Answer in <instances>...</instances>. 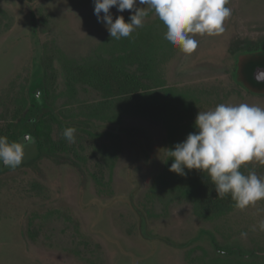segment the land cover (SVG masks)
<instances>
[{
	"label": "rangeland",
	"instance_id": "rangeland-1",
	"mask_svg": "<svg viewBox=\"0 0 264 264\" xmlns=\"http://www.w3.org/2000/svg\"><path fill=\"white\" fill-rule=\"evenodd\" d=\"M226 7L225 31L194 36L198 48L185 56L154 10L116 40L93 0H0V135L40 82L36 129L51 148L38 158L28 135L18 141L27 145L22 165L0 164V264H264V200L239 210L230 195L217 197L206 172L169 171L168 151L198 131L199 111L264 108V96L230 78L242 45L264 40V0ZM110 12L113 21L134 14ZM67 127L75 143L62 138ZM239 170L264 178L255 161ZM203 232L240 255L216 252Z\"/></svg>",
	"mask_w": 264,
	"mask_h": 264
},
{
	"label": "clouds",
	"instance_id": "clouds-1",
	"mask_svg": "<svg viewBox=\"0 0 264 264\" xmlns=\"http://www.w3.org/2000/svg\"><path fill=\"white\" fill-rule=\"evenodd\" d=\"M97 22L106 26L111 38L130 37L136 28L144 26L149 10H154L166 26L165 39L190 56L199 45L194 36H218L225 31L224 23L232 15L226 5L229 0H93ZM137 5L146 6L143 8ZM118 12L129 10L130 22L117 16L113 21L110 8ZM103 13V16H101ZM198 130L169 149L173 162L169 171L185 176V169L207 173L217 197L230 195L234 206L244 210L264 200V178L254 171L244 175L239 169L248 162L264 165V108L241 103L218 104L214 109L198 112L194 120ZM76 129L67 127L61 136L69 144L76 141ZM26 139H28L26 137ZM26 144L9 141L0 135V164L16 169L25 157ZM264 231V220L258 224Z\"/></svg>",
	"mask_w": 264,
	"mask_h": 264
},
{
	"label": "trees",
	"instance_id": "trees-1",
	"mask_svg": "<svg viewBox=\"0 0 264 264\" xmlns=\"http://www.w3.org/2000/svg\"><path fill=\"white\" fill-rule=\"evenodd\" d=\"M242 46L244 48L234 54L235 58L230 78L234 83L241 85V87L244 88L248 94L263 97L264 84L260 85L254 83L251 76L253 70L257 66L264 67V40L253 46H247V44ZM39 88L43 91L44 87L40 82H33V84L30 85L28 89V94L30 96V99L28 100V108L24 111L22 116L18 117L14 121L11 132L6 136L10 142H18L20 139H24L25 135H29L37 144L39 151L38 158H42L49 157L51 148L48 135L45 133H40L36 129V126L40 121V111L44 110L43 108H45L41 105L40 99L35 94V90ZM203 233L209 235L212 245L217 246L219 251H225L215 243L210 233ZM225 252L227 254L235 253L236 255H240V253L235 252L233 249L226 250ZM249 255L254 257L257 256L255 252H250Z\"/></svg>",
	"mask_w": 264,
	"mask_h": 264
},
{
	"label": "water",
	"instance_id": "water-1",
	"mask_svg": "<svg viewBox=\"0 0 264 264\" xmlns=\"http://www.w3.org/2000/svg\"><path fill=\"white\" fill-rule=\"evenodd\" d=\"M254 76H255V78L258 79L259 81L264 80V67H257V68L255 69V71H254ZM258 76H261V78H260V79L257 78ZM35 94H36L37 96H39V95L41 94L40 90H39V89H36V90H35ZM31 120H33V119H31ZM26 137H27L28 139H26ZM24 139H25V142H26V143H28V142L30 141V138H29L28 135H25Z\"/></svg>",
	"mask_w": 264,
	"mask_h": 264
},
{
	"label": "flooded vegetation",
	"instance_id": "flooded-vegetation-1",
	"mask_svg": "<svg viewBox=\"0 0 264 264\" xmlns=\"http://www.w3.org/2000/svg\"><path fill=\"white\" fill-rule=\"evenodd\" d=\"M257 67H259V66H257ZM256 67V68H257ZM255 68V69H256ZM255 69L253 70V72H252V76H251V78H252V81L254 82V83H256V84H264V80H262V81H259L258 79H256L255 78V76H254V71H255ZM231 72H232V70H231ZM231 72H230V74H231ZM257 78H261V76H258ZM236 84V83H235ZM236 85H238L239 87H241V85H239V84H236ZM242 88V87H241ZM242 89H244V88H242ZM245 90V89H244ZM246 91V90H245ZM247 92V91H246ZM213 248L216 250V252H219V253H223V254H227L225 251H219L218 249H217V246H215V245H213ZM256 254H257V256H259V253H257V252H255ZM246 255H249V254H246Z\"/></svg>",
	"mask_w": 264,
	"mask_h": 264
}]
</instances>
